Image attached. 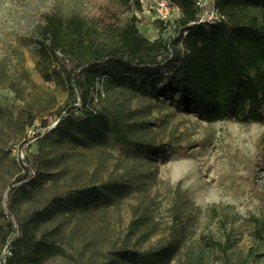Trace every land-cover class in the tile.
I'll list each match as a JSON object with an SVG mask.
<instances>
[{"label": "rangeland", "instance_id": "1", "mask_svg": "<svg viewBox=\"0 0 264 264\" xmlns=\"http://www.w3.org/2000/svg\"><path fill=\"white\" fill-rule=\"evenodd\" d=\"M155 5L135 10L140 33L173 36L179 12L164 21ZM108 10L123 23L130 16L121 0H0V245L12 222L5 197L26 161L35 178L15 197L14 216L56 247L45 264H133L122 251L160 247L166 264H264V123L209 122L166 95L102 76L86 105L98 117L76 111L66 139L53 129L69 88L54 66H39L40 18L96 24ZM250 13L262 15L236 11ZM86 187L102 191L89 208L54 205L51 217L33 221L50 199Z\"/></svg>", "mask_w": 264, "mask_h": 264}, {"label": "trees", "instance_id": "2", "mask_svg": "<svg viewBox=\"0 0 264 264\" xmlns=\"http://www.w3.org/2000/svg\"><path fill=\"white\" fill-rule=\"evenodd\" d=\"M171 2L180 8L175 33L155 40L143 36L138 28L134 12L142 9L141 0H121L125 11L130 12L124 23L109 10L96 24L77 15L65 19L42 14L38 26L39 66H54L55 75L69 88V101L58 110L53 127L63 139L78 123L76 111L81 110L86 120L98 117L86 105L102 76L118 86L166 95L178 107L191 109L209 122L264 123V0H215L214 5L224 15L217 21H200L197 0ZM253 9L261 10V17L253 13L237 17L236 11ZM99 26L112 36L104 38ZM162 79L165 83L160 86ZM114 130L126 137L120 122L114 121ZM23 165L25 173L15 179L5 197L12 222L10 231L2 237L0 251L11 240L12 254L6 264H45L56 247L38 239L31 225L18 224L14 216L15 197L35 178L33 167L26 161ZM101 196L100 188L86 187L63 199L52 198L34 211L33 221L51 217L54 205L89 208L90 202ZM258 222L263 229L264 221ZM121 255L133 264H166L169 259L167 247L124 250Z\"/></svg>", "mask_w": 264, "mask_h": 264}, {"label": "built area", "instance_id": "3", "mask_svg": "<svg viewBox=\"0 0 264 264\" xmlns=\"http://www.w3.org/2000/svg\"><path fill=\"white\" fill-rule=\"evenodd\" d=\"M156 2V11L158 17L164 21H168L174 12H179L180 8L173 4L171 0H154ZM201 9L200 21H217L224 18V15L214 5V1L211 5L207 6L202 0H197ZM142 7H145L147 0H141ZM11 240H8L0 251V264H6V260L12 254Z\"/></svg>", "mask_w": 264, "mask_h": 264}]
</instances>
